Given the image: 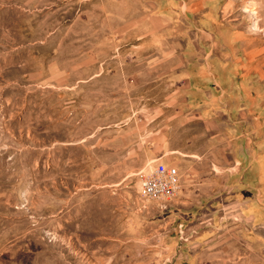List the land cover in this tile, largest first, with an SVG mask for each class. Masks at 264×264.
I'll use <instances>...</instances> for the list:
<instances>
[{"label":"rangeland","instance_id":"obj_1","mask_svg":"<svg viewBox=\"0 0 264 264\" xmlns=\"http://www.w3.org/2000/svg\"><path fill=\"white\" fill-rule=\"evenodd\" d=\"M0 264H264V0H0Z\"/></svg>","mask_w":264,"mask_h":264},{"label":"built area","instance_id":"obj_2","mask_svg":"<svg viewBox=\"0 0 264 264\" xmlns=\"http://www.w3.org/2000/svg\"><path fill=\"white\" fill-rule=\"evenodd\" d=\"M182 189L183 181L179 169L157 159L142 177L138 193L143 199L164 204L177 199Z\"/></svg>","mask_w":264,"mask_h":264},{"label":"crops","instance_id":"obj_3","mask_svg":"<svg viewBox=\"0 0 264 264\" xmlns=\"http://www.w3.org/2000/svg\"><path fill=\"white\" fill-rule=\"evenodd\" d=\"M214 16H213V19H210L209 21H213L214 20ZM221 36L222 38L226 41V42H229L230 41V38H231V35H230V32L228 30H222L221 31ZM198 62H201V65H205L207 67L210 66V64L208 63H204V61H198ZM212 71L214 70L218 77L223 81L225 82L226 80H228L230 78V75H232V71L233 69L232 68H226V65L222 62H218L216 64H213V67L211 69ZM237 90H239L237 92ZM229 92H230V96L231 97H237L239 96V92H243L245 94V96L247 97V93L249 92V90L247 89V86H244L242 89L239 88V89H235L234 86H232L231 88H229ZM250 103L252 104H255L254 101H250ZM190 133L187 131H184V128L180 129L178 131V140L176 141V144H186V138L187 136L189 135ZM196 140L193 139V142H195ZM251 210L255 211V214L258 215V212H259V209L257 206H252L250 208Z\"/></svg>","mask_w":264,"mask_h":264}]
</instances>
